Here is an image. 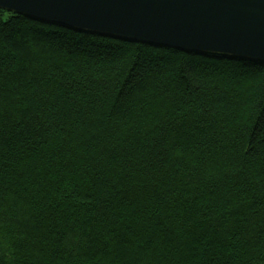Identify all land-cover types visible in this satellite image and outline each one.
<instances>
[{"label":"trees","instance_id":"16d2710c","mask_svg":"<svg viewBox=\"0 0 264 264\" xmlns=\"http://www.w3.org/2000/svg\"><path fill=\"white\" fill-rule=\"evenodd\" d=\"M0 264H264V62L0 8Z\"/></svg>","mask_w":264,"mask_h":264},{"label":"water","instance_id":"95a60500","mask_svg":"<svg viewBox=\"0 0 264 264\" xmlns=\"http://www.w3.org/2000/svg\"><path fill=\"white\" fill-rule=\"evenodd\" d=\"M0 8L180 51L264 62V0H0Z\"/></svg>","mask_w":264,"mask_h":264}]
</instances>
